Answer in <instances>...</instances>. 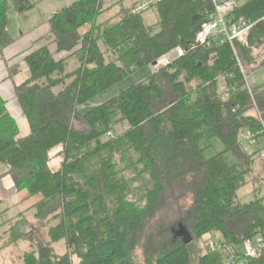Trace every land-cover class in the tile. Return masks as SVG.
Masks as SVG:
<instances>
[{
  "label": "trees",
  "instance_id": "trees-1",
  "mask_svg": "<svg viewBox=\"0 0 264 264\" xmlns=\"http://www.w3.org/2000/svg\"><path fill=\"white\" fill-rule=\"evenodd\" d=\"M124 1L80 0L50 15L57 51L73 52L56 61L45 46L27 57L32 77L16 93L29 136L20 138L0 96V164L18 190L41 196L31 210L36 219L58 220L47 244L24 254V264H131L165 188L181 183L191 196L188 216L179 231L164 229L153 264H193V246L206 236L195 264H264V252L243 255L246 242L264 234V152L249 154L240 140L249 133L257 145L264 137V84L251 90L247 83L264 69V0H234L233 20L255 24L248 46L235 48L196 45L213 11L210 0H163L140 13L141 3ZM9 2L19 14L30 6L29 0H0V50L13 42ZM148 10L155 23L148 22ZM84 26L90 30L81 36ZM177 49L181 58L154 68ZM147 67L146 80L81 112ZM76 118L87 131L74 128ZM122 124L126 131L112 136ZM217 145L223 150L215 151ZM55 160L60 164L53 167ZM130 169L133 179L125 176ZM134 182L144 184L141 196ZM249 184L254 199L242 203L238 193ZM213 236L224 245L211 253ZM62 241L65 254L55 247Z\"/></svg>",
  "mask_w": 264,
  "mask_h": 264
},
{
  "label": "rangeland",
  "instance_id": "rangeland-1",
  "mask_svg": "<svg viewBox=\"0 0 264 264\" xmlns=\"http://www.w3.org/2000/svg\"><path fill=\"white\" fill-rule=\"evenodd\" d=\"M80 0H29V9L25 12L19 14L15 10L14 4L9 2V9H8V28L12 35L15 38H20L22 33L27 37L28 36H35L38 31H42L46 28L49 23V17L52 13L64 9L73 5L74 3ZM104 0V4L109 6L110 4L114 3L117 0ZM143 1V0H139ZM248 0H241L242 3L247 2ZM146 16L148 17V22L155 23V18L151 15L150 10L146 12ZM33 33V34H32ZM43 33V32H42ZM25 39V38H23ZM48 36H43L40 41L37 42L36 49L42 47L41 43L47 42ZM34 44H32L33 47ZM80 46L76 47L74 50L79 49ZM73 52V51H71ZM70 52V53H71ZM164 64L163 62L159 63V65ZM75 63H72L71 66L73 67ZM157 65L156 68L159 66ZM152 72V67H147L135 75L127 78L121 84L116 87H113L109 91L99 95L97 98L93 99L89 104L81 109V112L84 114L87 111L97 107L98 105L110 100L114 96L118 95L121 90L126 89L136 83L143 82ZM247 83L251 90L257 89L259 86L264 84V69L258 71L257 73L249 76L247 78ZM73 126L79 131H87L88 128L86 125L80 120L75 119L73 120ZM128 126L126 124L119 125L116 130L113 132L112 136L117 134H121ZM242 144L245 146V149L248 153H252L258 149L264 151V137L261 138L260 142L256 146L255 144H250L249 140L247 139V135L243 134L240 138ZM216 146V145H215ZM215 151H222L223 148L221 145H217L215 147ZM60 161H54L52 166H58ZM140 168V167H139ZM256 173H262V167L257 165ZM135 171L131 169L125 172V176L128 179H133L135 176ZM187 184H173V186H168L164 190L163 198L160 204V208L158 213L156 214L153 220L147 221L144 231L134 248V251L131 255V264H153L154 260L156 259L155 252L159 250L158 245L163 242L164 237V229L169 231H179V224L184 223L185 217L188 216L189 208L191 205V196L188 192ZM133 188L138 192L137 196H141L143 194L144 184L141 182H134ZM134 190V191H135ZM254 190L255 186L253 184H249L243 189H241L238 193L239 199L242 203H248L254 199ZM142 192L141 195H139ZM260 196H264V189ZM139 198V197H136ZM133 199V197H132ZM135 199V198H134ZM17 213V210H15ZM50 218V217H49ZM49 219L39 220L36 219L33 214L29 216H25V218L18 219L17 222L9 226L5 230H0V238L2 237V241H0V246L3 243H9V245L16 244V247H13L14 251L13 256L15 264L21 260L22 253H25V250H29L31 246L33 249H36L35 246L39 242L42 244H47L49 241L48 232L52 226H55L58 223V220L48 221ZM14 227V229H13ZM9 228H12V232H17V238H22L19 242L17 240H13L14 237L11 236ZM27 235V237L25 236ZM33 238H31V236ZM24 236V237H23ZM10 238V239H9ZM209 237H203L200 240H197L195 246H193L192 254L194 257L193 264L196 263V258L198 257V247L201 249V252L205 251V242ZM9 239V240H8ZM27 239H30L29 241ZM33 239V240H32ZM23 245L25 248H23ZM20 246V247H19ZM56 249L58 250L59 254L66 253V246L64 241L60 242L59 244L55 245ZM4 250L0 249V264H13L8 262L9 257H5ZM5 257V258H3ZM18 261V262H17ZM77 263V260H75Z\"/></svg>",
  "mask_w": 264,
  "mask_h": 264
},
{
  "label": "crops",
  "instance_id": "crops-1",
  "mask_svg": "<svg viewBox=\"0 0 264 264\" xmlns=\"http://www.w3.org/2000/svg\"><path fill=\"white\" fill-rule=\"evenodd\" d=\"M108 1L111 2L110 0ZM117 1H114V3H116ZM136 1L139 2L138 4L142 2L139 0H125L124 4L127 6H131ZM89 30L90 26H84L79 30V34L83 36L87 34ZM8 32L13 42L5 49L0 50V96L4 101L7 102V110L17 122V125L20 129V138H25L30 134V126L23 114L22 108L18 101L16 88L24 84L32 77L30 67L27 63V57L31 53L45 46L49 48L56 61L68 58L70 56V53L57 51V46L54 43V40L51 38L50 24L42 31H38L35 36L27 35L26 37L22 33L20 38H15L14 35H12V33L10 32L9 28ZM43 36H48L47 42L41 43L42 47L36 49L35 44H37V42L40 41ZM32 44H34L33 47ZM154 68L156 67L154 66ZM256 151L249 154H253ZM41 199V196L31 195L27 190H18L9 169L6 166L0 164L1 231L7 229L9 226L17 222L18 219H21L23 217L25 218V216H29L30 214H33L35 216V211L31 210L41 201ZM15 210H17V213H15ZM9 230L11 234L12 228H9ZM11 236L14 237L13 232ZM25 236L27 237V235ZM30 236L31 238H33L32 235ZM21 239L22 238H14L13 240H17V242H19ZM27 240L29 241L30 239ZM0 241H2V237L0 238ZM13 247H16L17 250L16 244L10 246L9 243H3L2 246H0V249L4 250L3 253L5 257H9L8 262L15 264L13 260L14 257L11 256L13 255V252L16 251L13 249ZM23 248H25L24 245ZM32 250L33 246H31L28 251L25 250V253ZM25 253H22L21 260L19 262L17 261L18 264H24L23 257Z\"/></svg>",
  "mask_w": 264,
  "mask_h": 264
},
{
  "label": "built area",
  "instance_id": "built-area-1",
  "mask_svg": "<svg viewBox=\"0 0 264 264\" xmlns=\"http://www.w3.org/2000/svg\"><path fill=\"white\" fill-rule=\"evenodd\" d=\"M163 0H144L135 10L136 13L143 12L152 6L162 2ZM207 1V0H199ZM213 5V11L209 15L208 21L202 25L199 33L196 36V45L207 46L215 42L224 44L228 43L233 48L236 45L248 46V40L252 28L255 24L248 22L244 18L233 20L230 16L235 7L237 6L234 0H210ZM184 55L182 49H177L171 56L163 59L159 63L163 62L168 64L172 60L181 58ZM264 125V122H263ZM110 135V134H109ZM250 144H255L249 133L246 134ZM256 145V144H255ZM224 243L217 236H213L208 243V250L211 253L217 252L223 248ZM264 252V234H261L246 242L243 250L245 258L254 259L259 258ZM227 264H233V260L227 262ZM237 264H246L245 261H241Z\"/></svg>",
  "mask_w": 264,
  "mask_h": 264
},
{
  "label": "water",
  "instance_id": "water-1",
  "mask_svg": "<svg viewBox=\"0 0 264 264\" xmlns=\"http://www.w3.org/2000/svg\"><path fill=\"white\" fill-rule=\"evenodd\" d=\"M157 65H159V62H155V63H154V66H155V67H156Z\"/></svg>",
  "mask_w": 264,
  "mask_h": 264
}]
</instances>
